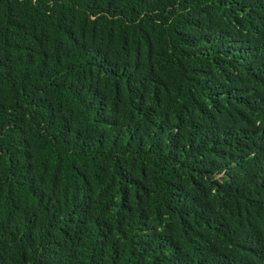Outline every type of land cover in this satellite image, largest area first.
<instances>
[{"label": "trees", "instance_id": "obj_1", "mask_svg": "<svg viewBox=\"0 0 264 264\" xmlns=\"http://www.w3.org/2000/svg\"><path fill=\"white\" fill-rule=\"evenodd\" d=\"M0 264H264V0H0Z\"/></svg>", "mask_w": 264, "mask_h": 264}]
</instances>
